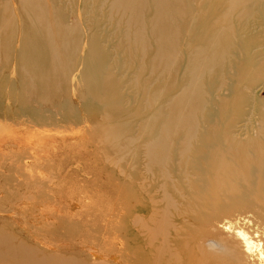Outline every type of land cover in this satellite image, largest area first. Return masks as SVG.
<instances>
[{
	"label": "rangeland",
	"instance_id": "rangeland-1",
	"mask_svg": "<svg viewBox=\"0 0 264 264\" xmlns=\"http://www.w3.org/2000/svg\"><path fill=\"white\" fill-rule=\"evenodd\" d=\"M99 1L88 0L89 10L81 18L89 44L88 55L99 53L94 59L98 67L95 76L102 82L99 90L73 94L71 88L72 96H68L62 87L59 97H55L53 74L63 75L60 69L66 67L68 57L60 48L56 25L74 26L78 22L76 13L68 15L65 21L59 20L58 24L53 22L51 31L45 21L40 36L54 34L56 40L42 44L40 56L29 66L30 84L39 88L45 83L48 102L43 106L33 99L21 107L19 100L9 98L14 89L10 86V91L4 90L7 99L4 104L0 103V239L8 236L13 243L23 242L34 247L39 255L71 258L80 264L159 261L200 264L202 257L205 264H229L230 257L223 258L224 251H206V255H199L195 247L198 232L193 222L181 221L183 228L177 224L171 232L177 246L166 242L170 237L164 227L155 233L149 232L155 228L151 222L176 214L182 206L164 208L162 193L148 185L150 172L146 171L148 158L144 154L147 139L154 140L158 147L165 138L163 130L157 128L164 120L161 114L154 116L155 125L144 128L153 115L154 104L173 105L171 114L164 116L167 121H175L180 114L178 106L181 107L184 90L181 51L195 52L201 46L200 54L214 52L209 49L213 26L223 24L224 17L218 14H223L228 0H181L173 5V11L178 13V26L164 34L165 64L148 73L139 69L134 46L120 37L122 26L112 29L108 8ZM195 2L200 3L196 8L192 6ZM3 9H0V50L10 32L3 27L9 20ZM246 11H251L252 17L243 16ZM187 13L197 14L199 18L191 26L185 42L183 19ZM231 15L229 24L236 29L237 41L231 44L226 41L225 67L216 66L214 72L196 79L200 87L198 94L202 97L198 106L201 110L198 108L196 112L198 132L190 139L189 146L195 145L202 134L205 113L210 123L212 119L216 122L210 135L215 136L214 144L218 146L256 139L257 132L264 130V76L257 70L256 62L264 59V47H261L264 45V2L241 0ZM153 49H149V55ZM15 75L10 66L0 64V89L6 83L12 84ZM135 79L141 85L135 84ZM76 100L81 106L74 108ZM115 107H118L117 115ZM110 113L113 116L107 119L105 114ZM246 121H249L247 130L242 129ZM227 128L231 131L228 136L223 134ZM115 130L121 135L118 147L126 138L134 140L132 148L124 150L135 154L132 159L124 153L125 160L117 161L119 154L116 156L112 146L109 148L104 143L105 136L114 134ZM180 130L175 133L170 130L173 134L165 138L173 148H178L187 137ZM211 199L200 201L208 203ZM140 206L145 210L156 209V218L138 220L145 229L136 221ZM258 208L254 214L263 223L262 228L264 206ZM193 211L192 215L199 216L195 206ZM221 215L229 217L237 213L230 211ZM236 217L243 224L242 218ZM132 222H137V226ZM222 233L223 237L234 239L228 231ZM237 251L242 252L243 248L239 245ZM254 263L258 264L256 260ZM240 264H251V261L241 257Z\"/></svg>",
	"mask_w": 264,
	"mask_h": 264
},
{
	"label": "bare ground",
	"instance_id": "bare-ground-1",
	"mask_svg": "<svg viewBox=\"0 0 264 264\" xmlns=\"http://www.w3.org/2000/svg\"><path fill=\"white\" fill-rule=\"evenodd\" d=\"M261 1L264 2V0ZM86 2L88 0H0V9L4 8L3 14L9 17L3 27L10 31L6 35V40L2 42L4 48L0 50V64L8 68L10 66V69L16 72L12 78V84L6 83L0 89V103L6 102L7 93L4 90L10 91V86L11 90L14 89V93H10L9 98L19 100L21 107L29 104V100L34 101L33 99L36 100L34 102L43 106L45 102H48L46 84L43 83L39 88L30 84L29 66L40 56L42 44L56 40L54 34L47 33L48 37L40 36V33L44 31L45 21L47 29L51 31L53 22L58 24L59 20L65 21L72 13L78 16V22L74 26L72 24L56 25L59 27L57 38L60 48L64 49L68 57L65 62L66 67L63 66L60 69L63 75L53 74L52 86L56 90L55 97H59L62 87L66 89L68 96H72V92L76 94L85 90H99L102 82H99L95 76L98 67L94 62L99 53L88 55L89 44L85 40L86 36L81 23L82 14H87L89 10ZM180 2L181 0L99 1L101 6L106 5L108 8L112 29L122 26L120 37L134 46L138 54L139 69L147 73L155 72L165 64L162 56L163 47L166 45L164 34L167 30H175L178 26V13L173 11L172 6ZM240 2L241 0H228L223 14H218V17L224 18L222 17L223 24L213 26V39L209 47L214 50L213 53L209 51L200 54L201 46L197 47L195 52L181 51L184 90L181 107L178 106L179 116L173 122L167 121L164 116L171 114L170 108L173 105L155 103L153 115L145 123V129L151 128L156 124L153 122L156 120L154 116L161 114L164 120L157 128L163 130L165 138L173 134L171 131L175 133L177 129H181L180 131L187 136L178 148L171 147V142L165 141V138L162 146L158 145L159 148L152 139L144 142V154L148 158L145 168L147 172H150L149 187L153 186V191L162 193L161 200L164 202V208L178 209L179 205L182 206L179 211L176 210V214H167L164 217L161 215L162 221L151 222L155 228H150L149 232L155 233L158 228L162 230L164 227L167 236L170 237L166 242H172L174 246H177L173 240L174 237L171 238V232L176 229L177 224L183 228L181 221L193 222L198 232L195 247L199 255H206V251L214 253L224 251L223 258L230 257L229 264H240L241 257L248 262L251 261V264H255V260L258 264H264V227L261 228L263 223L254 214V210L264 206V130L257 132L256 139L249 138L246 142L236 140L230 145L228 143L218 146L214 144L215 136L210 135V130L216 122L212 119L210 123L209 115L205 113L202 117L204 124L202 134L195 145L189 146L190 139H193L198 132L195 124L196 112L202 99L198 94L199 80L196 81V79L209 71L214 72L213 68L216 66L225 67L223 57L226 41L230 44L237 41L236 29H232L229 19L232 17L233 9ZM199 5L198 2L192 4L195 8ZM44 11L47 13L44 14ZM252 14L251 11H246L243 16L252 17ZM197 18H199L197 14L184 15L185 42ZM152 48H154L153 53L149 55V49ZM11 49L14 51L10 56ZM246 52L250 55L249 50ZM256 62L259 66L257 70H260L264 76V59ZM135 84L141 85L137 79ZM72 106L77 108L81 105H78L77 101ZM114 111L117 115L118 107H115ZM105 116L109 119L113 114H105ZM245 123L247 124L242 125V129L247 130L249 121ZM230 133L231 131L227 128L223 134L228 136ZM119 136L121 135L115 130L114 134L105 136L104 143L107 144L106 146L110 145L109 148L112 146V152L116 156L119 154L116 157L117 161H124L127 156L124 158L125 154H129L128 157L132 159L135 154L129 151L126 153L124 150L132 148L134 140L126 138L120 148L118 147ZM155 149H160V152H155ZM139 177L136 176L137 180ZM141 189L139 188L140 191ZM207 198L212 199L208 203L200 201ZM152 202L151 204L156 205V202ZM194 206L197 214L200 212L199 216L191 214L194 212ZM230 211L237 213L238 220L242 218L243 224L237 221L235 215L229 217L221 215ZM138 213L137 222L156 218V209L145 210L144 206H140ZM137 222L131 224L134 226ZM140 228L145 229L142 224ZM222 231H228L233 235L234 244L231 243L232 240L222 236ZM154 236L150 238L153 239ZM7 237L4 240L0 239V264H80L71 258L39 255L34 247L23 242L13 243L10 237ZM239 245L243 248L242 252L237 251ZM154 264H172V262L159 261ZM200 264H205L204 257ZM221 264L225 263L221 262Z\"/></svg>",
	"mask_w": 264,
	"mask_h": 264
}]
</instances>
